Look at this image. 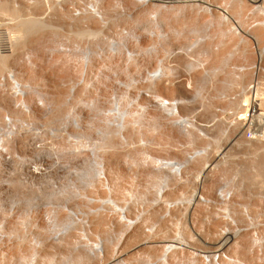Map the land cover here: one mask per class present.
<instances>
[{
    "label": "rangeland",
    "instance_id": "obj_1",
    "mask_svg": "<svg viewBox=\"0 0 264 264\" xmlns=\"http://www.w3.org/2000/svg\"><path fill=\"white\" fill-rule=\"evenodd\" d=\"M69 4L70 0H0V79L11 72L22 83H32L39 92L36 95L42 94L40 97L49 90L55 97L54 104L52 102L55 109L82 112L83 116L89 114L93 118L89 124L92 130L105 126V114L112 111V123L121 126L124 120L127 142L121 141L122 135L117 130L101 137L97 132L84 133L78 147L64 142L61 136L44 142L39 138L35 140L47 153L44 157L52 179L46 184L34 183L33 212L28 216L31 230L14 231L16 237H30L34 247L15 246L13 254L17 262L13 264H25L27 256L33 258L34 264L107 263L117 248L126 252L149 240L161 243L171 238L184 239L192 248L201 249L205 248V241L207 249L212 250L225 241H221V235L230 236L229 231L236 229L241 232L231 239L233 243L228 246L231 244L233 248L228 253L249 264H264V144L240 142L225 146L223 128L220 120H216L212 126L215 132L211 135L216 143L208 146L195 136L186 137L172 126L165 120L166 116L157 111L154 101L157 96L189 99L190 107L182 108V112L194 111L201 119L213 121L215 111L230 106L226 102L228 97L246 86L251 76L211 71L206 80L201 72L193 71L189 88L173 85L170 77L162 82L146 80L145 68L153 65L154 52L146 55L143 63L126 60L123 52L126 48H156L157 39L150 33H140L139 26L150 25L147 16L157 12L162 21L171 24V16L182 8L166 12L158 10L157 6H148L136 10L128 19L122 11L132 9V0H80L82 17L74 19L67 11ZM91 5L103 19L96 13L91 14L88 9ZM231 7L232 14L239 18L247 10L240 2ZM178 13L196 14L184 9ZM32 19L39 24L33 33L28 30ZM123 28L136 30L141 36L127 37ZM82 30L92 33L84 37L74 35ZM68 36L79 47L91 48L96 54L101 52L105 59L99 63L110 75L104 81L99 77L94 81V74V84L82 88V93H90L95 99L83 97L82 102L72 106L62 101L66 91L61 80L67 79L69 73L52 66L47 57L48 48H59ZM211 57L215 59V55ZM156 73L162 72L157 70ZM238 77L243 84L235 81ZM35 98H28L27 103L35 113L42 112L41 103ZM6 114L21 115L13 96L0 86V119ZM204 146L208 148L206 161L211 164L197 157L190 160L184 180L176 178L168 167L156 164L157 159L180 160L172 166L183 171L186 154ZM92 154L106 176H110L113 201L119 205L128 202L129 225L124 222V215L111 213L106 183L95 176L99 171ZM210 166L205 181L198 183L195 171L201 168L198 176L202 177ZM58 169L56 176L54 171ZM77 170L81 171V178L75 177ZM1 190L11 192L19 188L14 183L11 188ZM196 190L213 203L208 209L202 208V214H192L189 208ZM219 194L226 199H220ZM20 206L26 207L24 203ZM73 209L82 211L76 214L65 211ZM95 245L101 247L104 260L99 258ZM149 248L142 249L144 254L159 253ZM197 261L186 253H178L180 264H201ZM138 263L139 259L133 261V264Z\"/></svg>",
    "mask_w": 264,
    "mask_h": 264
},
{
    "label": "built area",
    "instance_id": "obj_2",
    "mask_svg": "<svg viewBox=\"0 0 264 264\" xmlns=\"http://www.w3.org/2000/svg\"><path fill=\"white\" fill-rule=\"evenodd\" d=\"M236 2L247 7L242 19L232 14L231 5ZM69 5L67 9L69 14L74 19H80L82 17L80 0H70ZM132 5L131 10L122 11L128 19L133 17L136 10L148 6H157L158 10L166 12H175L178 8L196 12L195 16L183 15L178 13L182 10L180 9L171 16V24L162 21L157 12L147 16L146 21L150 25L139 26L140 33H150L152 38L157 39L156 48L139 47L133 50L126 48L123 55L126 60H138L143 63L146 55L151 56L154 52L153 65L145 68L146 80L162 82L165 77H170L173 85H185L189 88L192 85L193 71L201 72V76L206 80L210 77L211 71H230L238 76L246 74L251 76L246 86L243 85L236 94L228 97L226 102L231 104L230 106L218 108L215 111L213 121L201 119L199 113L194 111L182 112V108L190 107L191 104V100L185 98L155 97L154 101L160 115H165V120L178 128L186 137L195 136L208 146L216 143L211 137L215 132L212 126L216 120H220L223 128V137L226 140L225 144L227 143L225 146L237 145L240 142L264 144V105L262 103L264 95H260V92L264 94V42L259 43L254 36L256 30L264 29V0H132ZM88 9L91 14L98 13L93 5ZM96 16L103 19L101 14ZM122 32L127 37L141 36L136 30L130 28H123ZM78 33L74 32V35L79 37ZM69 36L59 48L49 47L47 57L52 66L69 73L67 79L61 80L66 91L62 101L72 106L74 103L82 102L83 97L89 100L95 99L90 93L87 95L82 93V88L94 84V74V81L97 77L104 81L110 78V75L106 72L107 68L99 63L105 59L101 52L96 54V51L91 48L79 47L77 42L75 40L73 42ZM212 54L215 55V59H212ZM96 55L97 58H95ZM157 70L162 73L157 74ZM81 71L85 73L81 74ZM235 81L243 84L240 77ZM0 86L13 96L15 107L21 114L20 116L6 114L0 119V188H11L14 183L19 188L11 192L0 191V264H13L17 262V257L13 254L15 246L34 247L30 237L27 236L24 239L14 235V231L31 230L28 216L33 212L34 183L40 181L46 184L52 179L49 176V164L44 157L47 153L43 152L41 145H38L35 140L39 138L44 142L52 140L55 136H61L64 142L78 147L83 141L84 133L97 132L101 137L108 135L106 132L112 134L117 130L122 135L121 141L126 143L127 138L124 132L127 129L124 120L121 126L112 123L114 114L112 111H107L105 126H98L92 130L89 124L93 122V118L89 114L83 116L82 112L58 111L54 105L52 106L55 97L49 90L40 97L42 94L36 95L39 92L32 83H22L14 73L5 74L0 79ZM146 97L150 96L146 95ZM28 98L39 101L43 111L35 113L27 103ZM51 115L52 119L49 118ZM232 134L234 136L231 138ZM207 150L208 148L204 146L188 152L187 158L184 159L186 164L183 171L172 167L174 161L181 162L180 160L157 159L156 164L160 167H168L176 178L184 180L190 160L193 161L197 157L199 161L208 162L206 161ZM92 159L96 161L99 171V174L95 176L106 183L107 203L111 213L124 215V222L129 225L126 217L127 210L130 211L128 202H120L126 209V213L119 212L117 204L113 202L115 195L110 176H106L94 155ZM211 167L202 177H198L202 166L195 171L198 183L205 181ZM59 172V169L55 170L54 174L57 176ZM74 175L80 177L81 171L77 170ZM219 197L222 200L226 199L223 194H219ZM22 203L26 207L20 206ZM212 204L210 199L196 190L192 194L189 208L192 214H202L204 211L202 208L208 209ZM65 211L76 214L82 210ZM229 232L231 234L236 232L238 236L241 230ZM170 240L176 242H169L162 246L154 244L152 240L146 241L145 245L150 247L149 249L159 252L155 256L144 254V250H140L138 246L126 252L117 248L107 263L100 261V264H133L135 259L140 260L138 264H180L178 253H186L201 264H249L237 256L230 255L226 249H217L212 252L206 249V246L202 249L192 248L191 243L184 239L171 238ZM97 248L100 253L99 258L102 260L104 253L101 254V247L97 246ZM32 259L31 256H27L25 264H34Z\"/></svg>",
    "mask_w": 264,
    "mask_h": 264
},
{
    "label": "bare ground",
    "instance_id": "obj_3",
    "mask_svg": "<svg viewBox=\"0 0 264 264\" xmlns=\"http://www.w3.org/2000/svg\"><path fill=\"white\" fill-rule=\"evenodd\" d=\"M247 11V10H246ZM245 11V12H246ZM244 15H245V13H244ZM243 15V16H244ZM28 30L30 31V32H34V31H36V29L39 27V24L34 20V19H32L31 21H30V23H28ZM259 30H261V31H264V29H258V30H256L255 32H254V36H256L257 37V39H258V42L259 43H262V42H264V33L263 32H261V31H259ZM92 32L90 31V30H82V31H79V33H78V36L79 37H84V36H86V35H90ZM260 95H264L262 92H260ZM263 103V105H264V101L262 102ZM174 162H176V161H174ZM172 167H175L176 168V165H173ZM81 177V176H80ZM198 177H200V176H198ZM114 202V201H113ZM114 203H116V202H114ZM117 204V206H118V211L119 212H125L126 213V209L124 208V207H122V205H121V203H120V205L118 204V203H116ZM128 211L129 210H127V213H128ZM127 222L129 223V221L127 220ZM222 237H221V241L222 240H225L224 242H222V243H220V245L218 246L219 248H215V249H212L211 251L213 252V251H215V250H221V249H226V250H230L231 248H233V246H231V244L229 245V246H231L230 248H229V246H228V244L231 242V239H234L236 236H237V233L236 232H233V234H231L230 236H224V235H221ZM153 241H155V240H152V242ZM202 241H204V239L202 238ZM173 243V242H176V241H172V240H170V241H167V242H161V243H159L158 241L157 242H153L154 244H159V245H166V243ZM204 243H205V245H206V247L208 246L207 244H206V242L204 241ZM231 243H233V242H231ZM227 246V247H226ZM139 248H140V250H142L144 247H147L145 244L144 245H142V246H138ZM226 247V248H225ZM229 248V249H228ZM207 249V248H206ZM209 251H210V249H208Z\"/></svg>",
    "mask_w": 264,
    "mask_h": 264
}]
</instances>
